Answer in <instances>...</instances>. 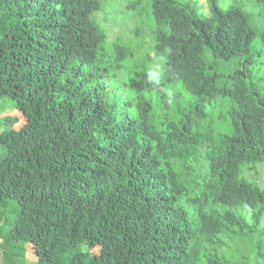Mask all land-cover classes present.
I'll return each instance as SVG.
<instances>
[{
    "label": "trees",
    "instance_id": "trees-1",
    "mask_svg": "<svg viewBox=\"0 0 264 264\" xmlns=\"http://www.w3.org/2000/svg\"><path fill=\"white\" fill-rule=\"evenodd\" d=\"M148 1L160 73L111 94L99 0H0L2 264H264V0Z\"/></svg>",
    "mask_w": 264,
    "mask_h": 264
},
{
    "label": "rangeland",
    "instance_id": "rangeland-1",
    "mask_svg": "<svg viewBox=\"0 0 264 264\" xmlns=\"http://www.w3.org/2000/svg\"><path fill=\"white\" fill-rule=\"evenodd\" d=\"M207 10L206 0H197ZM100 8L92 13V18L105 31L108 41L121 39L130 42L133 56L125 62L123 69L117 73V79L110 83V93H121L119 81L123 75L139 65L143 64L154 74L160 73V59L153 52V30L154 23L150 13V2L148 0H99ZM222 2V1H221ZM16 118L12 124L18 129L24 122L25 117L13 107L11 101L0 102V129L1 119L4 117ZM243 176L255 182L264 189V162L253 163L243 170ZM2 252L0 250V264H2ZM21 264H36L33 247L27 246L26 260Z\"/></svg>",
    "mask_w": 264,
    "mask_h": 264
}]
</instances>
